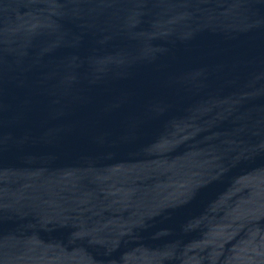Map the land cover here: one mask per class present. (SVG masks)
Segmentation results:
<instances>
[{
	"label": "water",
	"instance_id": "95a60500",
	"mask_svg": "<svg viewBox=\"0 0 264 264\" xmlns=\"http://www.w3.org/2000/svg\"><path fill=\"white\" fill-rule=\"evenodd\" d=\"M0 264H264V0H0Z\"/></svg>",
	"mask_w": 264,
	"mask_h": 264
}]
</instances>
